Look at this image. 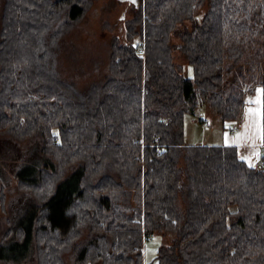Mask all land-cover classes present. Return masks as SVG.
Here are the masks:
<instances>
[{"label":"trees","instance_id":"trees-1","mask_svg":"<svg viewBox=\"0 0 264 264\" xmlns=\"http://www.w3.org/2000/svg\"><path fill=\"white\" fill-rule=\"evenodd\" d=\"M96 1L4 0L0 134L36 161L14 170L0 262L148 264L159 235L156 264H264V166L184 142L186 115L239 121L259 86L264 135V0L131 2L106 74L79 87L60 58Z\"/></svg>","mask_w":264,"mask_h":264},{"label":"rangeland","instance_id":"rangeland-1","mask_svg":"<svg viewBox=\"0 0 264 264\" xmlns=\"http://www.w3.org/2000/svg\"><path fill=\"white\" fill-rule=\"evenodd\" d=\"M141 0H97L93 8L75 25L71 33L64 39L61 53L60 68L63 75L79 87L89 82L100 80L106 74L110 61V45L114 34H120L126 21L132 17L133 4ZM4 0H0V19ZM106 24L109 27L106 28ZM121 35V34H120ZM183 61V60H180ZM179 61V62H180ZM185 74L192 75V67L184 64ZM197 117L186 115L184 142L196 144L198 132L206 131L209 139L213 137L210 126L218 123L211 110L207 107L199 110ZM199 118L210 121L209 124L199 122ZM208 129V130H207ZM36 146L33 140L18 141L5 132L0 134V190L6 195L3 209H0V239L6 230L7 219L14 217L21 193L14 178V170L20 163L35 162ZM166 244L162 236L154 235L145 241V257L150 264H156L157 249ZM0 264H5L0 262Z\"/></svg>","mask_w":264,"mask_h":264},{"label":"crops","instance_id":"crops-1","mask_svg":"<svg viewBox=\"0 0 264 264\" xmlns=\"http://www.w3.org/2000/svg\"><path fill=\"white\" fill-rule=\"evenodd\" d=\"M199 111L197 112V117ZM208 121V120H207ZM207 124H211L208 121ZM212 139L205 136L206 131L198 132L196 144L204 146H233L237 149L240 159L250 167H258L264 157V135H263V89L256 87L254 92L246 97L242 118L239 121H226L213 123L210 126ZM208 130V129H207ZM207 137V139H206ZM158 250V249H157ZM145 256V250H144ZM145 262H147L145 257Z\"/></svg>","mask_w":264,"mask_h":264},{"label":"built area","instance_id":"built-area-1","mask_svg":"<svg viewBox=\"0 0 264 264\" xmlns=\"http://www.w3.org/2000/svg\"><path fill=\"white\" fill-rule=\"evenodd\" d=\"M136 48H137L138 55L143 56L145 54V49H144L143 45H138V46H136ZM199 122H201L203 124L208 123V121L206 119H203V118H199ZM260 165L264 166V158L262 159Z\"/></svg>","mask_w":264,"mask_h":264}]
</instances>
